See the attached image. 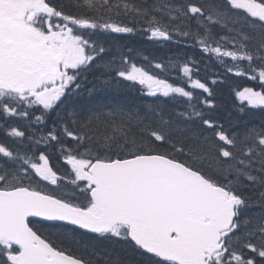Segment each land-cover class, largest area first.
Listing matches in <instances>:
<instances>
[{
	"label": "snow or ice",
	"instance_id": "snow-or-ice-1",
	"mask_svg": "<svg viewBox=\"0 0 264 264\" xmlns=\"http://www.w3.org/2000/svg\"><path fill=\"white\" fill-rule=\"evenodd\" d=\"M138 33L252 81L237 111L260 123L193 103L213 95L194 60L191 90L105 62ZM95 67L89 95L127 81L155 99L79 100ZM0 264H264V0H0Z\"/></svg>",
	"mask_w": 264,
	"mask_h": 264
},
{
	"label": "trees",
	"instance_id": "trees-1",
	"mask_svg": "<svg viewBox=\"0 0 264 264\" xmlns=\"http://www.w3.org/2000/svg\"><path fill=\"white\" fill-rule=\"evenodd\" d=\"M52 2L67 3L68 0H52ZM115 44L116 47L105 54V62L116 57V62L119 65V55L121 54L127 56L131 63L140 66L143 65V62H146L143 66L149 74L167 79L174 85L185 87L186 90L191 89L181 70L183 63L186 59L196 61V66L199 68V71L197 72L194 68L193 78H199L202 82H206L212 89L213 95L209 96L202 90H193L194 95L199 98L193 101V103H196L200 108H205L202 103H199V100L208 99L212 101L216 107L211 111L216 115L219 121L225 125V128L229 127L230 122H237L238 130L245 121L255 124L260 123L261 117L259 114L252 117L248 114H240L237 111L240 102L234 95L236 87L252 85L253 82L226 73L225 68L217 63L215 57L209 58L201 54L198 48L186 47L184 44L177 45L173 42L149 40L139 33L131 37H124L116 41ZM129 49H131V51H129ZM157 63L164 64V69H157L155 67ZM102 71L101 68L95 67L85 74L86 79L81 89V95L78 97L79 100L85 102L92 101L93 103L103 102L106 104L119 101L128 108H142L146 103L155 99L144 94L147 89L143 86L138 84L133 85L131 82L127 81H120L119 77H116V79L120 81L117 87L105 91L96 89L89 95L88 90L92 88L93 84L101 76ZM213 79L217 80L216 84L211 83ZM182 99L183 98H177L169 107H174L178 111L183 110L186 105L182 102ZM205 110L208 111L206 108ZM49 155L50 162L54 169L57 170L59 174L67 176L69 174V166L63 163L57 153L51 152ZM255 210L256 209L253 208V211Z\"/></svg>",
	"mask_w": 264,
	"mask_h": 264
},
{
	"label": "flooded vegetation",
	"instance_id": "flooded-vegetation-1",
	"mask_svg": "<svg viewBox=\"0 0 264 264\" xmlns=\"http://www.w3.org/2000/svg\"><path fill=\"white\" fill-rule=\"evenodd\" d=\"M226 70V69H225Z\"/></svg>",
	"mask_w": 264,
	"mask_h": 264
}]
</instances>
